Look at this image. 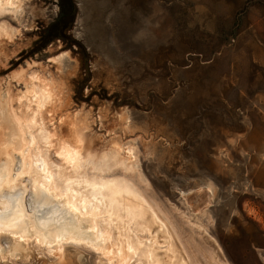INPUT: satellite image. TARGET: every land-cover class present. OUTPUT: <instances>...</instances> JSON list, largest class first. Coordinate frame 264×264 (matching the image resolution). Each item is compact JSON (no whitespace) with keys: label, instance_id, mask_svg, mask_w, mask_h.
Segmentation results:
<instances>
[{"label":"rangeland","instance_id":"obj_1","mask_svg":"<svg viewBox=\"0 0 264 264\" xmlns=\"http://www.w3.org/2000/svg\"><path fill=\"white\" fill-rule=\"evenodd\" d=\"M12 2L0 114L26 139L13 177L28 212L37 174L99 241L17 250L2 235L0 264H264V0H74L70 38L40 51L57 0Z\"/></svg>","mask_w":264,"mask_h":264},{"label":"bare ground","instance_id":"obj_2","mask_svg":"<svg viewBox=\"0 0 264 264\" xmlns=\"http://www.w3.org/2000/svg\"><path fill=\"white\" fill-rule=\"evenodd\" d=\"M10 1L12 2V0H0L3 3ZM19 75L18 73L17 77ZM1 113L0 139L7 136L9 141L4 145L0 144V237L2 235H12L17 238V250H24V245L19 243V239L25 240L34 237L39 243L48 246H59L63 241L96 245L99 237L93 223L94 219L81 213L76 208L75 201H71L65 196L63 199H59V196L62 198L63 195L50 193L49 190H46L47 181L45 179L46 182L40 180V176H37L36 173H33L36 174L35 179L39 181L37 183L41 184L44 189L40 188V185H33L35 190H32L31 203H29L30 212H28L25 206L26 190L24 187L20 188L16 180L20 176L16 179L13 177L16 160L11 152V150H16L21 155L24 153L26 139H24L25 132L22 129H24L25 124L22 125L21 129L20 124L22 122L19 123L17 122L18 119L13 118V112L11 114L8 112ZM7 129H9V133L6 134ZM24 159L29 160L28 172H31V158ZM25 160H23V167L19 168L20 172L24 174L27 168ZM41 179L43 178L41 177ZM51 190L54 189L51 188Z\"/></svg>","mask_w":264,"mask_h":264},{"label":"trees","instance_id":"obj_3","mask_svg":"<svg viewBox=\"0 0 264 264\" xmlns=\"http://www.w3.org/2000/svg\"><path fill=\"white\" fill-rule=\"evenodd\" d=\"M58 12L56 18L42 28L38 34L37 51L47 47L51 43H66L73 30L77 9L74 0H57Z\"/></svg>","mask_w":264,"mask_h":264}]
</instances>
